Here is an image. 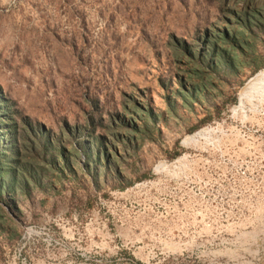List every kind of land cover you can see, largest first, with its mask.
Segmentation results:
<instances>
[{
    "label": "rangeland",
    "instance_id": "374dc122",
    "mask_svg": "<svg viewBox=\"0 0 264 264\" xmlns=\"http://www.w3.org/2000/svg\"><path fill=\"white\" fill-rule=\"evenodd\" d=\"M258 72L264 0H0V264H264Z\"/></svg>",
    "mask_w": 264,
    "mask_h": 264
},
{
    "label": "trees",
    "instance_id": "16d2710c",
    "mask_svg": "<svg viewBox=\"0 0 264 264\" xmlns=\"http://www.w3.org/2000/svg\"><path fill=\"white\" fill-rule=\"evenodd\" d=\"M40 138V130L20 115L14 103L0 95V194L11 189L13 173L21 165L22 156L41 146ZM173 146L175 152L170 158L179 154L178 142Z\"/></svg>",
    "mask_w": 264,
    "mask_h": 264
},
{
    "label": "bare ground",
    "instance_id": "6f19581e",
    "mask_svg": "<svg viewBox=\"0 0 264 264\" xmlns=\"http://www.w3.org/2000/svg\"><path fill=\"white\" fill-rule=\"evenodd\" d=\"M264 79V72H258L252 78H250L242 87L238 94V99L241 102L244 98L249 97L250 94L261 90L262 82ZM262 81V82H261ZM250 98V97H249Z\"/></svg>",
    "mask_w": 264,
    "mask_h": 264
}]
</instances>
